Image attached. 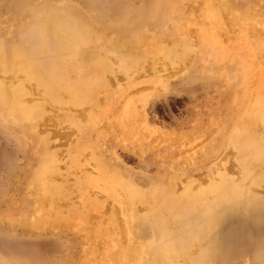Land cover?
Returning a JSON list of instances; mask_svg holds the SVG:
<instances>
[{"label":"rangeland","instance_id":"obj_1","mask_svg":"<svg viewBox=\"0 0 264 264\" xmlns=\"http://www.w3.org/2000/svg\"><path fill=\"white\" fill-rule=\"evenodd\" d=\"M171 1L0 0V39L18 52L49 58L36 50L38 21L29 10L49 2L73 8L81 19L92 14L90 24L96 30L104 25L108 39L106 44L92 37L75 48L70 76L95 74L93 65H79L97 59L107 45L106 58L113 62L99 78L98 95L88 94L79 106H47L42 117L37 111L27 122L0 111V264H123L134 246L124 230L135 224H123L119 204L128 215L143 206L135 199L129 203L127 190L164 205L155 194L158 185L175 186L178 195L188 185L197 193L215 170L253 194L249 208L217 217L210 264H264V181H242L243 173L256 178L262 170L257 161L244 168L232 140L234 124L264 91V0H217L215 14L205 9L206 0ZM69 22L74 25L67 36L78 28L75 19ZM153 47L160 52L139 60V77L120 72L122 55ZM172 54L177 62L169 67L164 61ZM156 67L165 83L154 84ZM2 75L4 84L10 74ZM257 123L261 134L250 139L254 147L264 139V126ZM46 148L57 162L45 177L40 168ZM203 205H191L190 217L198 212L204 220ZM180 224L188 234L174 241L194 235L189 253L204 249L207 255L208 239L191 224Z\"/></svg>","mask_w":264,"mask_h":264},{"label":"bare ground","instance_id":"obj_2","mask_svg":"<svg viewBox=\"0 0 264 264\" xmlns=\"http://www.w3.org/2000/svg\"><path fill=\"white\" fill-rule=\"evenodd\" d=\"M202 1L205 2V0ZM216 1L217 0H206L205 3L207 4V8L205 9L215 14L218 9ZM166 2L172 3L171 0H166ZM23 6L24 4L22 3V7ZM29 10L31 14L36 16V20L38 21H36L37 24L39 23V25L35 24L38 30L34 32V37H38L36 50L44 52L45 55H47L45 57L49 58L46 61L33 58L31 54L18 52L13 48L14 46H10V41L8 39H0V78H3L2 74H10L9 78H5L6 81L4 84L0 83V111L2 114H7L9 117L12 116L22 121L31 119L32 116H35L39 112H41L39 115L42 117L46 112L47 106H56L64 101L67 102L69 107L79 106L80 102H88L90 99L87 97L88 94H91L92 97L96 96L94 94L98 95V93L95 92L102 89V85L98 82L99 78H102L105 72L110 71L111 65H113L111 59L108 62L106 58V53H108L107 50L109 49L107 45V47L102 48V51L100 50L97 52V55L96 52H94L97 59H92L91 57V62L88 64L81 63L82 65H79L81 67L84 66L86 70L93 65L95 74L90 76L83 74L77 78H74L75 76H70V73L74 71V64L70 62V59L73 57V50L75 48L80 45H86V43H88L87 41L92 37L95 38L98 43H103L106 40V44H109L108 39H106L103 34L104 25H101L100 29L96 30V28H93L90 24V21L94 20L92 14L87 13V18L81 19V17L79 18V16L73 15L76 13L73 8H57L54 4L49 2L29 8ZM208 12L206 11L205 14ZM70 19L76 20L75 24L78 28L67 36V28L74 25L73 23L71 25L69 24ZM207 19L211 22L208 16ZM33 29L36 28L33 26ZM96 31L100 32V34H97ZM59 37L63 40L65 39L64 42H59L60 40L57 41ZM51 52L55 56L52 55ZM159 52V48L153 47L148 51H137L134 54L125 53L124 56L122 55L121 57L120 63H122V65L120 66V72L127 74V77H131L134 74L137 75L139 72H137V70L138 68L140 69V67H138L139 60L146 58V55L155 58ZM151 57L149 60H151ZM168 57L169 62L164 61L167 66L170 67L171 65L168 64L173 65L174 62H177L173 54L172 57ZM182 59H184V56ZM105 61H107V63L103 65L102 63ZM4 63L5 66H3ZM158 68L160 67H156V71L155 68L153 70V75L158 76L153 79V82L154 84L157 81L165 83L162 79L163 77L157 72ZM59 78L61 80H59ZM66 78L68 79L65 80ZM133 79H135V77H133ZM77 100H79V102H77ZM255 104L256 105H252V108L247 112L246 117L244 116L246 120L244 119L242 122H237V125L234 124L232 140L234 149L243 157V161H241L244 168H249L251 166L253 169L252 163L257 161V165L262 170L259 171L260 175H258L259 177L256 176V178H254L255 175L253 173L249 176L243 173L242 181L259 179L257 184L259 185V182L264 181V139H262L260 144L256 147L250 144V139H256L261 134L260 124H258L257 121L262 122L264 126L263 90L261 95H259L258 102ZM81 115L83 114L79 116ZM36 120L37 119L34 118L29 122L34 123ZM49 150L50 149L46 148L42 160L44 164H42L43 166L40 168V173L45 177L46 172L50 174L53 173L57 162L56 156ZM47 164H52V168L47 166L44 167ZM224 173L215 170L213 176L210 177L207 187L201 188L200 186L199 192L197 193H192V191H190L192 187L190 189L188 185L182 188L183 192L180 195H178V190H176L175 186H172L170 189H163L164 187L161 188L158 185L155 188V194L158 198L159 195H161L162 199L166 200L164 205L160 204L156 199H150L148 196H144L141 193L138 194V192L127 190L128 196L126 195V198L129 200V203L135 199L139 200L140 204L143 206L140 209L134 206L135 208L133 207V210H130L132 214L128 215L122 210L123 203L119 204L121 216L125 220L123 224H135L130 230L127 231V228L124 230L126 239L133 240L134 246H131V249H129L130 251L124 255L125 262L123 261V264H210L211 254L215 245L214 240L220 229L217 217L233 213L237 207L243 209L249 208L253 194L251 190L248 188L246 189V184L237 185L228 179V175L226 176ZM221 185L225 186L220 188ZM53 191L59 195V190L57 188ZM133 194H136L134 198L132 196ZM123 196L125 195L123 194ZM198 201L204 202V220H202L201 215L195 214L198 212H193L192 214H194V216L190 217L191 214L187 211L188 208L189 210L193 209L191 205L193 206L194 203ZM195 210L197 211V208ZM138 211L140 213H138ZM175 216H179L177 222L174 220ZM181 222L191 224L190 227H192L193 230L197 229L199 235L208 239L209 250L207 251V255L204 254L205 251H201L204 249H193V255L189 253L192 241L194 237H196L194 235V237L189 235L186 241L183 239L181 240V238L174 241V236L184 237L188 234L184 231L186 230L184 229L185 225L182 227L180 224ZM143 229H146V232H148L146 236L136 233L138 230L140 231ZM136 242L138 244H136Z\"/></svg>","mask_w":264,"mask_h":264}]
</instances>
